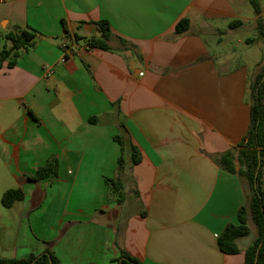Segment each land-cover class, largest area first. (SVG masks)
I'll return each mask as SVG.
<instances>
[{
	"label": "crops",
	"instance_id": "1",
	"mask_svg": "<svg viewBox=\"0 0 264 264\" xmlns=\"http://www.w3.org/2000/svg\"><path fill=\"white\" fill-rule=\"evenodd\" d=\"M102 21L130 49L88 48ZM257 21L249 0H0V51L15 27L37 36L0 70V259L119 264L125 251L141 264H244L251 218L239 254L218 239L251 190L238 161L237 173L219 161L237 158L249 130L263 56L238 63L235 46H263ZM64 42L81 47L66 62ZM54 158L56 178L29 180ZM107 179L123 185L121 203ZM16 189L23 201L4 207Z\"/></svg>",
	"mask_w": 264,
	"mask_h": 264
},
{
	"label": "trees",
	"instance_id": "2",
	"mask_svg": "<svg viewBox=\"0 0 264 264\" xmlns=\"http://www.w3.org/2000/svg\"><path fill=\"white\" fill-rule=\"evenodd\" d=\"M256 15L258 40L263 44L264 50V20L261 18L262 8L259 0H249ZM241 22H233L231 28ZM99 37L87 40V47L103 51L120 52L130 49L131 46L122 38L113 34L108 21L99 22ZM190 30V21L185 18L181 20L175 30V35L180 37ZM36 32L23 30L15 27L6 36V45L0 51V70L7 63L8 68L16 66L18 60L25 51L33 48L36 44ZM115 42L119 46H115ZM250 106L251 120L247 134L239 144L238 156L233 151L225 153L220 159V165L230 173H237L235 161L240 164L238 174L247 179L251 190L248 205L241 208L238 214V224H229L219 236L218 245L222 253L226 255H237L240 253L238 240L250 234L249 218L256 226L257 238L252 246L245 251L244 264H264V193L262 188V169L264 165V52L262 60L257 66L250 79ZM123 145V142L119 140ZM132 165L140 163L139 154L135 147L132 150ZM123 167V159L120 160V169ZM59 174V163L57 159H52L43 167L39 168L34 176L29 177L31 181H43L54 179ZM107 184L116 192L123 189L121 182L115 179H107ZM118 202L124 200V195L120 192ZM24 192L22 190H9L3 198L2 204L6 208H11L15 203L23 201ZM60 264L58 258L47 251L40 256H31L26 260L0 259V264ZM119 264H141L137 259L122 251Z\"/></svg>",
	"mask_w": 264,
	"mask_h": 264
},
{
	"label": "rangeland",
	"instance_id": "3",
	"mask_svg": "<svg viewBox=\"0 0 264 264\" xmlns=\"http://www.w3.org/2000/svg\"><path fill=\"white\" fill-rule=\"evenodd\" d=\"M243 36L246 38H254V34L250 28L245 29L242 31ZM238 50V54L236 57V62H244L245 60L256 61V59H260L263 56V46L261 45H254V46H235ZM250 227L252 230H256L255 225L250 222Z\"/></svg>",
	"mask_w": 264,
	"mask_h": 264
},
{
	"label": "built area",
	"instance_id": "4",
	"mask_svg": "<svg viewBox=\"0 0 264 264\" xmlns=\"http://www.w3.org/2000/svg\"><path fill=\"white\" fill-rule=\"evenodd\" d=\"M61 48L63 51L62 62H66L70 56L77 54L81 47L77 42H64L62 43Z\"/></svg>",
	"mask_w": 264,
	"mask_h": 264
},
{
	"label": "water",
	"instance_id": "5",
	"mask_svg": "<svg viewBox=\"0 0 264 264\" xmlns=\"http://www.w3.org/2000/svg\"><path fill=\"white\" fill-rule=\"evenodd\" d=\"M51 264H53V263L51 262Z\"/></svg>",
	"mask_w": 264,
	"mask_h": 264
}]
</instances>
